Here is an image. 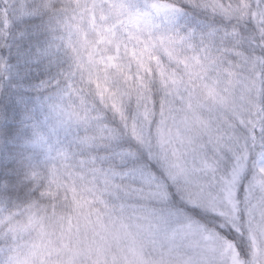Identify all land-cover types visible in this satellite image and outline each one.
I'll list each match as a JSON object with an SVG mask.
<instances>
[{"label": "snow or ice", "instance_id": "snow-or-ice-1", "mask_svg": "<svg viewBox=\"0 0 264 264\" xmlns=\"http://www.w3.org/2000/svg\"><path fill=\"white\" fill-rule=\"evenodd\" d=\"M0 264H264V0H0Z\"/></svg>", "mask_w": 264, "mask_h": 264}]
</instances>
